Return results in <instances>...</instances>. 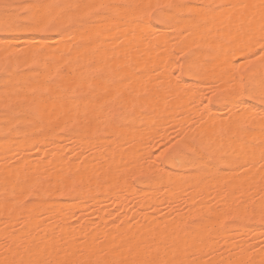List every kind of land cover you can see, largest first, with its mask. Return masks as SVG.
<instances>
[{"label": "snow or ice", "instance_id": "6c2138e0", "mask_svg": "<svg viewBox=\"0 0 264 264\" xmlns=\"http://www.w3.org/2000/svg\"><path fill=\"white\" fill-rule=\"evenodd\" d=\"M0 7L24 9L20 14L5 11L0 19V33H27L35 42L9 44L7 40L4 41L7 64L0 62V69L6 76L13 59H23L26 64L30 59L37 65L31 71L39 72V58L47 55L48 48L41 42L50 39L63 40L66 36L71 39L74 32L79 33L82 41H85L80 48H90L96 43L94 37L101 35L105 26H110L108 31H121L122 35L117 36L116 41L108 43L119 42L123 48L134 51L138 49L133 48L135 40L130 38H135L138 33L147 36L153 28L166 26L177 32L180 37L187 38L195 29L206 27L210 22L224 19L236 21L238 30L244 31L246 42L239 57L228 61L235 71L229 69L225 72V75L230 77L225 82L229 88L227 98L233 103L239 99L241 105L258 101L261 110L255 111L254 104L252 107H237L234 113L229 110L228 116L220 117V120L226 123L221 124V132L214 137L184 139L177 133L179 139L173 138L159 153L149 152V159L163 157L162 163L171 165L173 172L177 169L191 170L190 174L194 176V180L189 186L194 191L211 181H224L227 188L229 185L222 174L231 173L237 178L252 182L259 176L260 190L264 192V0H259V3L244 0H223L218 3L206 0H169L163 4L138 0H34L30 4L16 6L4 4L3 0H0ZM125 28H128L127 32L123 31ZM125 39H129V44L125 45ZM51 47L59 49L60 45ZM13 48L17 49L16 53L11 52ZM34 48L37 51L34 52ZM80 48L74 49L73 52L78 54ZM52 55L62 54L54 52ZM123 55L127 57L128 52ZM172 56L171 63L175 64L176 68L170 74L180 77V83H184V77L190 76L195 78L197 84L214 86L216 77L209 70V65L215 63L214 59H194V54L183 49L174 52ZM232 56L235 57L236 53H232ZM57 62L63 63L62 60ZM241 69L246 74L242 75ZM96 71L99 75L92 78H102V70ZM127 79L131 80V77ZM212 95H216V92L213 91ZM197 99L199 97H193L189 104L197 110L204 109L207 100L200 99L197 104ZM208 111L210 110L200 115V122L204 121ZM155 178L172 182V177L162 169ZM13 179L7 174L4 176L6 187L0 196L4 209V231L0 233V264H217L213 260L215 249L212 245L224 226V218L231 215L230 209H222L220 215L209 220H194L179 231H166L158 237H152L148 243L130 246L126 250L124 246H117L110 253L103 247L69 251L54 241L49 243L47 240L30 236L27 222L22 224L23 233L12 225L11 212L17 208H27L25 201L20 199L22 191L18 193L15 186L12 191L7 189ZM231 195L235 196L236 192ZM225 202L227 203V198ZM240 207L247 211L245 201H240ZM257 211L264 220V197L261 198L258 208L251 209L253 214ZM28 216L32 221H36L43 219L44 213L32 209ZM39 227L36 225L37 229ZM259 248L264 250V240L260 242ZM254 250L252 247L248 249ZM219 264L232 262L221 261Z\"/></svg>", "mask_w": 264, "mask_h": 264}, {"label": "bare ground", "instance_id": "6f19581e", "mask_svg": "<svg viewBox=\"0 0 264 264\" xmlns=\"http://www.w3.org/2000/svg\"><path fill=\"white\" fill-rule=\"evenodd\" d=\"M141 1L142 0H140V2ZM159 1H161V3H162L163 0H159ZM165 1H166V3L169 2V0H165ZM211 1L212 0H206V2H211ZM248 1L249 0H244V2H248ZM157 2H155V3H157ZM176 2H181V0H176ZM218 2H223V0H219ZM238 2H239V0H238ZM152 3H154V2H152ZM254 3H259V0H254ZM29 4H30V2H29ZM3 13H4V11L0 10V19L3 18ZM219 23L215 24L213 22H210L207 25V28H203V27H202L203 29L197 28L193 31V34L188 36L187 38H183V37L179 36L181 38L180 41L175 40V37L178 35V33L172 31L171 29L167 28L166 26L162 30H157L156 28L155 29L153 28L151 34L146 36L147 38L145 37L147 39L145 41V43L143 41L144 37L142 36L143 38L141 39V35L138 33L135 38H130V39L135 40L133 48L138 49L137 47L135 48V46L137 44H140V42H142V43H144V45L141 43L144 47V50L146 49L145 47H147L149 49V53H147L148 50L143 51V47L141 46L142 47V49H141L140 45H138L139 46L138 51L134 50L132 52H128L127 60L125 59L124 55H123L124 57L122 56L121 52L124 53L128 49L125 50L123 47H119V45H118V47H115V46H117V44H119V42L111 43V44L108 43V44H110L109 47L107 46L108 48L105 47L103 49V47H102L103 50L97 49V51H99L101 53L98 52L99 53L98 55L91 56L90 54H92V51L95 48L93 46L97 43V41H99V38H94L96 40V43L92 45L93 49L91 47L90 48H80V45L82 43H84L85 41H82L81 38H79V36H81L79 33L77 34L76 40H75L76 35L73 37L71 36L73 38V41H77L78 39H80L78 44L75 42L77 44L76 48H80V52L78 54L73 52V50L76 48H74V45L71 44V40L67 36L66 40L64 41L65 43L63 45H62L63 42H60L61 44L58 43L60 45L59 49H55V48H52L51 50L49 49L50 51H49V53H47L46 56H44L42 58L40 57L42 60L39 58L40 64L42 61V64H41L42 68H43V65H46L45 62L54 60L57 63V61L62 60L63 61V63H61L62 69H61L60 65L55 64L54 61H52V63H54L53 66L50 65L51 62L49 63V65L51 66V68L54 67V65H55V67L58 66L56 69L57 70L59 69L60 71L62 70L64 74H62L60 71L58 72L55 69H53V71L55 70L54 72L57 71L59 74L60 73L62 74V75H60L63 78L62 79L60 77L61 82L63 80L66 81L65 84H63L65 86H62L64 88L62 89L60 87L61 88L60 90H59V88L57 89V87H55V86H57V84H55V86L53 85L54 87H50V86H52V85H50L51 83L48 84L49 88H48L47 94L45 96L38 97L36 99V101L32 100L33 103L35 104L36 108L46 107V108L50 109V112L47 109V111L50 113L49 118L45 117L43 119V120L47 119V121L50 122L51 130H49V131L50 132L51 131H60L59 130L60 128L65 127V125H70L73 127L71 134L74 135V138L76 140L83 142V144L85 145L86 148H90V147L92 148V146H94V144H95V142H93L94 140L104 143L105 147L98 150L97 152H95V157L96 158L101 157L104 154H106L108 156V159L106 158L107 160L103 162L105 164L104 166L106 167V169L104 171L103 170H99L97 172L95 171L96 173L94 172L95 173L94 175L91 174L90 163H88V162L82 163L77 174L75 175V180H74L75 185H73L72 182L70 183L68 180H66L67 179L66 177L68 176V174H63V175L57 174V176H56L55 174L53 175V173L51 174V171H50V174H49V171H47V170L44 171V168L47 166L52 167L51 169H53V167L55 166L56 163L54 164V163L49 162L50 164L49 163L45 164V163L41 162L39 159L36 160L37 158L35 159V157L30 156V155H33L34 153L36 156L38 151L37 152H35V151L40 146V144L43 145L46 142H49V143L52 142L53 143L54 141H57V142L61 141L62 136H63L62 134H59L60 136H55V135L44 136V134L42 135L41 133H39L41 135L37 134L38 136L37 137L35 136L36 139L34 137V139H35V140H33L34 142L31 140L33 143H29L30 140H29L28 136H27V138L25 137L27 140L19 138L20 142L22 140H24V141L26 140L29 143V146L27 145L28 150H26L27 149L26 147H25V149H23L24 152L27 151L25 154L23 152V154H24L23 159L25 157H28V158L31 157V158L25 160L27 162L22 160L24 162V164L25 163L26 164H25V166H22L20 163L19 167H17V166L14 167V165H12V167H11V165L6 164V162H7L6 157L8 156V154H5V153L11 152V151H9V152L7 151V150L11 149V147L9 149V146H8V145H10L9 141L11 142V140L8 141V139L11 138V134H8L6 136L1 137L0 138V148L1 149L3 148V150L0 149L1 150L0 153L2 154L3 157H4V155H6L4 158H2V159H5V163H4V161L0 162L2 164V165L0 164L1 165L0 166L1 173L4 171L7 173V175L12 176L14 178L13 180L17 179L14 182V183H16L17 181L21 182L20 180H22V179L24 180L25 177L30 178V176H32V175H30V173L27 174V172L30 169H32V171H30V172H32L33 178L34 177L35 178L34 179L30 178L29 179L30 181H27V179H25L26 183L32 182L34 180L33 183L30 185V187H27L28 188V189H26L27 193H28V191L31 192V189H33L35 186L36 187H37V185L41 186V187L39 186V188H37V191H35L34 200L26 202L27 208H17L15 211L11 212V216H12L11 221H18V220L21 221L20 227L18 228L21 232L24 231L22 224L27 222L28 229L31 228V224L33 225V229H34L33 236H35L37 239L47 240L49 243L54 241L58 244V240L64 235V228L61 226L57 227L56 235H55L54 239H44L42 237L41 233H42V231H44L45 228H47V226H49V225H45V223H46L45 221L49 220V219L52 220L51 218H58V217H60V219H63L64 217H67V216L71 215L72 213H74L75 210L79 209V208H82V211L79 214V216L80 217L86 216L87 214H89L91 212V208L89 207V204L94 202V201H97V195H95L96 193H93V190H98V193L99 192L101 193V191L104 188L113 190L114 192L115 191L119 192L121 194L122 198H126V197L128 198L131 196H136V198L137 197L140 198V196H137L139 194H142V198H143L144 197L143 194H144L145 195L144 199H146V202L144 200L145 206H143L144 208L142 207L143 209L141 208L143 211H141V212L135 211L136 213H134V215L131 216V219L132 220L138 219V220L133 222V223H128L127 227L124 230H122L121 232H119V234L117 236L113 232V229H115L113 224L106 222V221H103L101 219L95 223L94 228L96 230V233H94V234L90 233L91 232L90 231V225L87 222L79 224L77 227H75V229L72 230L71 236L66 238L67 243H69V245H70L68 248L69 251H75L78 248L87 250L89 247H95L98 244H104L105 245L104 250L106 252L110 253L113 248H115L117 246H124L123 242H125L129 237H132L135 239L134 245L131 246V247H134L137 244L148 243V242H150L152 237H158L160 234H162L166 231L167 232H171L173 230L179 231L181 228L187 227L189 225L186 221H181V222L178 221V222L170 223V224L167 223V220H169L170 218L184 214L185 210L183 208H177L174 210H169V211L163 212L159 216L157 215L156 211H154L153 213L155 215L153 214V216L151 217L152 223L150 225H147V223L146 224H143V223L139 224L138 221L145 220L150 216L149 214H152V212L151 213L147 212V207L154 206L160 200L163 199L162 198L164 195V194H162L163 192L157 193L159 191V187L165 188V187H171L172 186V187H175V190L178 189L179 187H182L183 185H184L183 187H185V183L182 182L181 177L187 171V169H178L176 173L169 175L172 177V182H170L168 179H164V182L162 183V185H159L156 182L154 184H152L150 181H147V172L149 170V167L147 166V139L142 138L139 135L147 132V127L151 126V124H157V123L161 122L164 118L163 115L154 116L153 113H147V110H146L147 94H149V93L151 94L150 98L153 101V105L156 106V104H157L156 100H158L162 105H164V106L161 105L162 112H165L166 110H168V108H171L172 110L175 111L176 105H177L176 107H178L180 105L182 106V104L183 105L185 104V102L179 103V100L183 101L186 99V102L189 101L186 96H187L188 88H190V86L186 82H184V83L174 82V80L171 78V75H170V73H171L170 68L172 69L171 66L175 65V64L171 63V59L173 58L172 54L174 53L175 48H176L175 44L181 45L180 48H178V50L181 49L182 47L184 48L185 46L191 47L192 44H193V46L198 45V52L195 53L197 55L196 57L202 56L200 53L202 50H204V49L210 50V52L207 53V57L209 60L214 59L215 63L209 65V70L215 74V77H217L216 80L218 79V81L221 82V87H223V88L226 87L227 84L225 82L230 77L228 75H225V72L229 69H232L231 65H229V62H228L231 58H230V56L228 57V54L220 55L221 57L216 56V54L220 53V51H223V50H230V51H234L236 53V55H240V50L242 48H239V44L244 43V46H243V48H244L245 42H246V37L244 35L243 30H238L239 26L236 23V21H234V20L229 21L227 19H224L223 21H221L220 24ZM108 27L109 26H107L106 28L108 29ZM129 27H132V25H129ZM217 29L219 30L218 33L216 31ZM237 30H238V32H237ZM123 31L127 32L128 28L123 29ZM111 32L113 34V37H112V40H110V41H116L117 35L118 36L122 35L121 31H111ZM113 32H116L117 35L114 34ZM21 34H25V33H21ZM104 34L105 33L102 32L101 33L102 36L99 35L98 37L103 38V36H105L104 38H107L108 35H111V34H106V35H104ZM216 34L220 40L219 42L215 38V37H217ZM104 38H103V40H105ZM228 38H229V40H231L230 43H232V46H229V47H227V45H225V42L227 41ZM7 39H9V38H7ZM10 40H11V38H10ZM128 40L125 39V42L127 44H129ZM19 41H21V42H19ZM19 41H18V44L34 42L29 37H24L22 40L20 39ZM8 42H9V44H16L15 43L16 40L15 41H13V40L9 41L8 40ZM0 43H2V41ZM42 43L47 45V43H45L43 41H42ZM54 43H57V42L54 41ZM100 43L103 44L102 39H101ZM100 43H98L96 45H99ZM126 43H125V45H127ZM3 45H5V44L4 43L0 44V46H1L0 50L4 49ZM112 45H114V47L117 49L113 48ZM111 48H112V50L115 49L114 50L115 54H117V53L120 54V55L117 54L116 56L114 55L116 57L115 58L116 60L113 58L114 56H112V53H114V52L109 50ZM107 49H108V51H107ZM122 49H124V51ZM12 50H14V49H11V52H12ZM119 50H121V51H119ZM34 51H36V49ZM95 51L96 50L94 49V52ZM116 51H117V53H116ZM14 52H15V50H14ZM54 52H61L62 55H60L59 57L53 56L52 53H54ZM144 52H146V54L149 56V61L153 64L152 65L150 63L151 69L154 67L152 70H154V69L157 70L156 71L157 72L156 82L153 85H151L152 83L150 84L147 81V70H145L143 68V67H145V68L147 67V65L145 66V64H146L145 62H146L148 56L146 57L145 56L146 54L138 55L139 53H144ZM69 53H72V54L70 55ZM95 53H94V55H95ZM5 54L1 55V56L3 57V56H5ZM80 54L82 55V57L79 56ZM108 54H110L112 56V59H114L115 61L109 60L110 58L107 60L106 57L109 56ZM102 55H104V56H102ZM118 56H119V58H118ZM92 57L94 58V60L92 59ZM97 57H98V60H97ZM102 57H103V59H102ZM122 57L124 58V62H121V65L118 66V70L117 71L115 70L116 72L114 71V73H115L114 75H116V76L118 75L121 77L125 76L127 78L131 77V80L127 81L128 83H125L119 79L118 81L116 80V82H114L112 84H109L107 82V84H105L106 85V87H105L104 81L106 83V80H105L106 77L105 78L102 77V79L103 78L104 79L102 80L100 78V81L101 80L102 81L96 82V85L100 86L99 88H101V89L103 88L102 90H104V93H101V94L97 93L99 90L98 89L96 91V93H91L90 97L89 96H86V98L74 97L71 90L76 89V88L78 89V87L82 84L81 83V82H83L82 78L85 75L86 70L88 72V68L90 70H92V68L94 69L95 67H98V65L100 64L99 59L100 60L102 59V60H106L105 62H103L101 60L103 63L101 65H103V66L106 65L105 64L106 62L109 66H110V64H109L110 62H112V65L115 62V64L113 65L114 69H115V68H117L116 67L117 63H119L121 61ZM142 57H144V58H142ZM88 58L91 59L94 63H92L91 60H89V64H90V62L92 64L88 65V62H87ZM133 58H136L137 60L133 59ZM117 59H119V62H117L118 61ZM22 61L23 60H20V66H21ZM108 61H110V62L108 63ZM96 62H98L97 66L92 67L93 65L96 64ZM29 63L30 62H28V64ZM49 65H47V66L49 67ZM88 66H91L92 68L88 67ZM44 67H46V66H44ZM46 68H45V70H47ZM106 68L107 67L103 68L105 70L102 69L105 73H106ZM142 68L144 69V71L142 70ZM49 70L51 71L50 67H49ZM49 70H47V71H49ZM11 72H13V71H11ZM54 72H53V74H54ZM48 73L52 74V72H48ZM69 73H71V74L69 75ZM36 74H37V72H36ZM93 74H95V73H93ZM37 75H40V74H37ZM86 75H88V73ZM41 76L44 77V73ZM58 77H59V75H58ZM56 78H57V76H56ZM39 80H41V79H39ZM43 80H44V78L42 79V81ZM135 80H136V83H135ZM29 83H32L34 85L33 81L29 82ZM62 83L60 85H62ZM97 83H99V85ZM41 85H42V82L40 84V87L42 88ZM71 87L73 89H71ZM159 87H160V89H158ZM18 88L23 89V87L20 88V86H18ZM26 89H27V87H26ZM26 89H25V91H26ZM96 89L97 88H95V90ZM28 90H29V88H28ZM25 91H23V93H25V95H26ZM87 94H85V95H87ZM172 94L175 95L177 100H173V99L168 98L170 96L174 97ZM103 96H104L103 99H99V100L97 99L98 97H103ZM26 97H28V96H26ZM25 99L27 101V98H25ZM84 99H88V101L92 102V104L89 102L90 104L85 105V103H82L84 101ZM109 100H111V101H115V100L117 101L118 100V103H115L118 105L121 102H124L125 106L123 109L125 111H128L133 106L136 107V110L132 115L128 116L123 121H115L112 118H110L108 115H106V117L103 118L102 120L95 119V116H97V115L91 116L90 110H93V111H96V110L101 111L102 109L106 110V108H105L106 104L105 103ZM119 100L121 101L120 103H119ZM29 101H31V99ZM258 103H259L258 101H255V102H252L251 104L241 105L239 102V99H237L235 101V103H233L232 101L230 102V104H232L234 107L238 106L241 108L252 107L254 104L255 105L254 110L257 108ZM109 106L111 107V104H109L108 107ZM46 108H43V109L46 110ZM190 108H194V107L191 106ZM209 109L211 111V113L209 115L210 118L206 121V123H202L198 130L193 131L191 134V137H195L196 139H200L201 136L214 137L216 134L221 132L220 126L222 123H226V121H221V120H217V119L213 120L212 117H214L213 115L215 113H217V110L215 108L210 107V106H209ZM39 111H40V109H39ZM174 111H173V113H174ZM42 112L45 113V111H41L40 114H42ZM147 118H150L149 122H147ZM137 119L139 121H136ZM36 126H38V124ZM35 128L37 129V127H35ZM31 132H33V131H31ZM46 132L47 131H45V133ZM52 134H56V133H52ZM110 136H111V138H109ZM30 139H31V137H30ZM91 139H93V141ZM51 140H53V141H51ZM117 140L123 146L122 150H120V151H114V144H115L114 142H116ZM12 141H13V139H12ZM19 141L16 143V144H19L18 146H20L21 143H22V145L25 143L24 145L26 146L27 142L19 143ZM36 141H38V143ZM43 141L45 143H43ZM2 142H4V144H6L7 146H4L2 144ZM54 143H56V142H54ZM12 144H13V142H12ZM36 144L38 145L37 148H35V146H37ZM58 144H59V142L57 144H54L55 147L54 146L53 147H54L55 152L60 153L62 150V148L60 150V147H62V146L60 144H59L60 146H58ZM22 145L19 148H24V145H23V147H22ZM30 145H31V147H30ZM4 147L7 150H5ZM32 147L35 148V150H33L34 152L31 150ZM39 148H41V146ZM131 149H134V150L130 151ZM39 150L41 151V154H42V150L41 149H39ZM2 151L4 154L2 153ZM40 151L38 153H40ZM82 151L83 150L73 152L72 156H79L82 153ZM14 152H11V156H12V153L14 155L17 154L16 152H15L16 154ZM11 156L9 155L8 157H11ZM18 156L22 157V155H18ZM116 156L117 157L119 156V157L115 159ZM17 158H19V157H17ZM32 158H34L35 160L31 161L30 159H32ZM20 159H22V158H20ZM115 160H117V165L116 164L114 165V163H116V162H114ZM59 161H60V159H59ZM66 161L67 160H65V162ZM61 162H63V161H61ZM67 162H69V160ZM123 163H124V165H126V164L129 165V167H128L129 171L127 170V172H126L124 170L123 172L119 171L116 173L117 166L118 167H119V165L122 166ZM16 165H18V164H16ZM27 167L29 168V170L26 171ZM169 167H171V166H169ZM161 169L164 171V169L160 167L159 169L154 171V175L156 176L158 171ZM136 170L143 172L145 174L146 178H145V180L141 181L138 184V187H136L134 189V191H132L131 186H130L131 183L128 182V179L130 178L129 175H131V174L133 175V173H130V172H133ZM44 172H47V173L44 174ZM151 172H153V171H151ZM6 173H4V174H6ZM43 174L45 175L44 178H46V175H48V174L50 177L53 176L55 179L58 177L61 179V183H56L57 181H53V180L50 181L51 179L48 180L47 182L43 183L42 182L43 177H41ZM222 175H224V177L227 176V174H222ZM21 177H22V179L18 180V178H21ZM53 177H52V179H54ZM195 178L198 179L199 177H195ZM258 178H259V176L256 177L255 182L249 181L247 179H241L239 181H235V182L230 183V186H233L234 188L236 186V188H239V189H241V191H243L242 195L239 197V202L245 201L247 210L249 208L248 206L253 204L250 201L251 199L249 198V195L247 193L253 186H255ZM70 181H72V180H70ZM2 183H4V182H2ZM11 184L12 183H9L8 186L11 187ZM29 184L30 183H28V185L25 184L24 186H29ZM3 185L4 184H2L0 186L3 187ZM71 185H73L75 187L74 188V189H76L75 192L78 195V197L81 199V201H80V199H78L79 200V203L77 202L78 204L74 205L71 209H68L67 211H65L63 213H60L57 210V207L59 205H61V203L63 204V202H60V201L57 202V198L59 197V195L64 193V191L66 190L67 187H69ZM25 188L26 187H24V188L22 187L23 191L22 190L21 191L25 192V194L28 195L26 193V191H24ZM2 190H3V188H2ZM153 194H157L158 196L156 197ZM23 196L25 197L24 194H23ZM23 196H22V198H24ZM173 197L174 198H172L171 200H169L167 202V206H172L174 201L178 198L177 194H174ZM262 197H264V194H262ZM22 198H20V199H22ZM25 198L23 200H25ZM140 201H142V200H140ZM229 201H230L229 203H225V202L223 203V209H230L231 212H233L234 210L231 208L232 200H229ZM260 201H261V199L258 200V202H256L257 208L260 205ZM49 202H53V203L50 204L49 207H47L48 209H44V210L40 209L41 206H43L46 203L48 204ZM0 205L3 206L2 202H0ZM32 209H37V210L43 212L44 218L40 219V220L32 221L28 216V212ZM219 211L220 210H218L215 205H212L211 207L204 208V206H202V205L199 206L196 203V204H193L192 207L186 211V213L189 215H192L195 220H201V219L209 220L210 216H214ZM234 213L239 214V216L236 215L238 217L237 218V220H238L239 217H241L240 215L246 214L247 211L244 208V211H241V213L238 212L237 210L234 211ZM253 215H254V218H257L259 220V222H260L259 224L264 223V220L261 219V216H260L258 211ZM0 217H1V215H0ZM225 220H226V217L224 218V225H226ZM55 221H57V219H55ZM252 222H253V220H252ZM259 224L256 225L254 223H249V225H246L245 223L240 222V221L236 222V223L232 222V225H230L231 227L228 231H225V229H224L225 226H223V228L220 230V234L218 236H216V239L221 241V244H220L221 248H227L231 245L230 241L239 236L240 239L237 241L236 246H235V251H236L235 256H237L238 254H240L242 252V250L245 248V245H247L246 243L250 242V240L252 239V237L254 235H259V234L264 233V231H260ZM36 225L40 226L39 229L36 228ZM14 227L16 228L15 225H14ZM101 229L106 230V233L103 236L98 235V232H99V230L101 231ZM142 229H147V232H145V233L140 232V230H142ZM77 235L80 236L79 239L77 238L78 240L76 239ZM259 244H260V242L252 243L246 249L245 254L236 257L233 260L232 264H250V262H251V264H264V250H261L259 248ZM256 246H258V248ZM250 247L254 248L255 250L254 251H248V249ZM95 248L97 249V247H95ZM221 261H227V259L226 260L225 259H219L216 262H217V264H219V262H221Z\"/></svg>", "mask_w": 264, "mask_h": 264}, {"label": "rangeland", "instance_id": "374dc122", "mask_svg": "<svg viewBox=\"0 0 264 264\" xmlns=\"http://www.w3.org/2000/svg\"><path fill=\"white\" fill-rule=\"evenodd\" d=\"M218 1L217 0H212L211 2H217L218 3ZM29 2L32 3V2H34V0H3L4 4H9V5H14V6H16V5H27V4H29ZM138 2H140V0H138ZM141 2H145V3L154 2L153 4H155V2L161 3V1H159V0H155V1L154 0H148V1L147 0H145V1L142 0ZM181 2H200V1L199 0H189V1L188 0H181ZM248 2L249 3H254V0H249ZM163 3H166V1L163 0L161 4H163ZM0 10H3L4 12L8 11V12H10L12 14H20V13H22L24 11V9L20 8V7H11L9 9H4L3 7H0ZM219 22L221 23V21H219ZM219 22L218 21H213V23H215V24L216 23L218 24ZM106 27L107 26H105V30L103 31V33H105L104 35H106V34H111V35H108L107 38H104L105 36H103V38L105 40H103L102 37L101 38L100 37H94V38H99L100 42H101V39H102L103 44L100 43L99 41H97L96 44H98V43H100V44L99 45L95 44L93 46V47H95L94 49L96 50L95 52L97 54L94 52V49L91 47L93 49L92 54H90L91 56H96L99 53H101V52L97 51V49L100 50V49H102V47L104 49L107 46L109 47V45L111 44V43L108 44V41L112 40L113 34H112L111 31H108V29ZM163 28H165V27H160V28H156V29L157 30H162ZM203 28H207V26L203 27ZM203 28H201V29H203ZM216 31H217V33L219 32L218 29ZM237 32H238V30H237ZM113 33L116 34V32H113ZM77 34L78 33L74 32V33L71 34V36L73 37V36L76 35V37H75V40H76ZM216 36H217V34H216ZM15 37L16 38L18 37V40ZM24 37H29V34H27V33H25V34H21V33H0V42L2 41V43H4L5 39L7 40V42H8V40L9 41H11V40L15 41L16 40L15 43L18 44V41L20 39L22 40ZM72 37L70 39L71 40V44L74 45V48H76V46L79 43L80 39H78L77 41H73ZM143 37H144L143 41L145 43V41L147 40L146 39L147 37L146 36H143ZM143 37L141 36V39ZM178 37H179V35H177L175 37L176 41H180L181 40V38L180 37L178 38ZM7 38H9V39H7ZM10 38H11V40H10ZM66 38H67V36L64 37V40H62V41L61 40H57L56 41V39H50V40H47V41H43V42L47 43V46H48L47 53H49V51L53 48V47H51L53 44L54 45L58 44V43L61 44L60 42H63L62 43V45H63L65 43L64 41L66 40ZM79 38H81V36H79ZM215 38H216V40L218 42L220 41L218 36L215 37ZM54 41L57 42V43H54ZM230 41L231 40H229V38H228L227 41L225 42V45H227V47L232 46V43H230ZM19 42H21V41H19ZM2 43H0V44H2ZM32 43L34 44V42L23 43V44H32ZM141 43L142 42H140V44H137L135 46V48L137 47L139 49L138 45H140V48L142 49L144 43H142L143 45ZM20 44H22V43H20ZM118 45L119 44H117V46H115V47H118ZM3 46L5 48L6 45H3ZM112 46H113V48H115L114 45H112ZM180 46H181L180 44H178V45L175 44L176 48L174 47L175 48L174 52L180 51L183 48L182 47L181 49L178 50V48H180ZM243 46H244V43H240L239 44V48H243ZM119 47H122V46L119 45ZM145 48L146 49L144 50V47H143V51H147L148 50L147 53H149V49L147 47H145ZM13 49L15 50V52H14V50H12V52L16 53L17 49H15V48H13ZM115 49H117V48H115ZM115 49H113V50H112V48L109 49L112 52H114V53H112V56H114V55L116 56L118 54L117 51H116L117 54H115V51H114ZM124 49H122V50L124 51ZM3 50L4 49L0 50V62H2L3 64H7V54H5V52ZM125 50H127V49H125ZM183 50L185 52H189L191 54H194V56H195L194 59H198L199 58L198 60H201V61L209 60L208 57H207V53L210 52V50H208V49H204V50H202L200 52L201 55H202V56L200 55L201 57H196L197 55L195 53L198 52V45H194L193 46V44H192L191 47H186L185 46L183 48ZM107 51H108V49H107ZM119 51H121V50H119ZM136 51H138V50H136ZM127 52H132V51L127 50ZM59 53H61V52H59ZM94 53H95V55H94ZM121 53H122V56H123V52H121ZM232 53H235V52L234 51H230V50H223V51H220V53L216 54V56H220V55H223V54H228V57L230 56V58H231L230 60L239 57V55H236L235 57L232 56ZM4 54H5V56L2 57L1 55H4ZM110 54H108L109 56L106 57V59L108 60L110 58L109 60H114L116 57L114 56L113 57L114 59H112V56ZM140 54H146V52L139 53L138 55H140ZM118 55H120V54H118ZM57 56L59 57L60 55H57ZM79 56L82 57L81 54ZM102 56H104V55H102ZM145 56L147 57L148 55L146 54ZM98 57H97V60H98ZM123 57H122L123 60L121 59L120 62H119V59H117L118 60L117 62H119V63H117V66H116L117 68H115V69H114V66H113L115 64V62L112 65V62L108 61V63L110 62L109 63L110 66L107 64V62L105 63L106 64L105 66L101 65V64H103L102 61L103 62L106 61V60H102L103 57L101 59L102 61L99 59L100 64L98 65V67H95L94 69L92 68L94 66H97L98 62H96V64L93 65L92 67L88 66V67H91L92 70H90L88 68V72H87V70L85 69L86 73H85V75L82 78L83 82H81L83 85L81 84L78 87V89L77 88L73 89L71 87V89H73L71 91H72L74 97H76V98H83V97H86V96L90 97V94L91 93H96V91L98 89L99 90H98L97 93H100V94L104 93V90H102L103 88L101 89V88H99L100 86L96 85V82H99L100 79L92 78L94 75H99V73H97V71H96L97 69L102 70L104 67L108 68V69L106 68V73L103 71L105 69L102 70V73H103L102 77H104V78L106 77L105 78L106 83L104 81V85L107 84V82L109 84H112V83L116 82V80L118 81L119 79L122 80L125 83H128L127 82L128 81L127 77H125V76L121 77V76H118V75L117 76L114 75L115 74L114 71L118 70V66L121 65V62H124V58ZM118 58H119V56H118ZM142 58H144V57H142ZM92 59L94 60L93 57H92ZM125 59L127 60V57H125ZM133 59H136V58H133ZM20 60H23V59H20ZM20 60L17 61L16 59H13V62L11 64V69L9 71L10 73H8L7 76L5 75V72L2 69H0V81H1L0 82V138L3 137V136H6L8 134H11V138L8 139V141L11 140V142L9 141L10 145H8L9 149H10V147H11V149L7 150L4 147L5 150H7L8 152L9 151H11V152L15 151L18 155H22V157H20L14 152L16 155H14L12 153V156H11V152H9L10 154L9 153H5V154H8V156L9 155L11 156V157H8V156L6 157V161H7L6 164L11 165V167H12V165H14V167L15 166L19 167V164L21 163L22 166H25L26 163L24 164V162L22 160L25 161V160H27V159H29L31 157H35V159L37 158L36 160L39 159L41 162H43L45 164H48L49 162L54 163V164L56 163L55 166L53 167V169H51L52 167L47 166V167L44 168V171L45 170L49 171V174H50V171H51V174L53 173V175L55 174L56 176H57V174L58 175L68 174V176L66 177L67 179L66 178L65 179L68 180L70 183L72 182L73 185H75L74 184L75 183V181H74L75 180V175L77 174L81 164L84 163V162L90 163L91 174L92 175H94L99 170H103L104 171L106 169V167L104 166L105 164L103 162L108 159V156L106 154H104L101 157H97V158L95 157V152H97L98 150H100V149L105 147L104 143L96 141V140L93 141V139H91L93 142H95L94 146H92V148L91 147L90 148H86L85 145L83 144V142L76 140L74 138V135L71 134V131H72L73 127L70 126V125H65V127L60 128L59 129L60 131H51L50 132L49 131V130H51L50 122L47 121V119L43 120L45 117L49 118L50 109L46 108V107H43V108H46V110L43 109V108H36L35 104L32 101V100L36 101V99L38 97H40V96H45L47 94V91H48V88H49L48 84H50V83H51L50 85H52L50 87H54L55 84H57V86H55V87H57V89L58 88H59V90L61 88L63 89L64 87H62V86H65L63 84H65V82H66V81L63 80L62 81L63 83H62L61 79H60V77H61L60 75L64 74L63 71L62 70L60 71L59 69L57 70L56 69L58 67L57 65H56L57 67H55V65H54L55 68L54 67L51 68V66H53V64H54V63H52V61H54V60L48 61V62L44 61L46 65H43V68H44L43 69L42 65H41L42 64V61H41V64H40L41 65L40 66L41 69H40L39 73L37 72V74H40V75H37L36 72L31 71V69L36 67L37 65L33 64L32 61L29 59V61H28V62H30L29 64H28V62L26 64L25 61L23 60L21 62V66H20ZM89 60H91V59L88 58V61H87L88 65L94 63L91 60L92 63L90 62V64H89ZM49 63H50L51 66L49 65ZM145 63H146L145 66L147 65V67L146 68L143 67V68L145 70H147V81L150 84L152 83L151 85H153L156 82V78H157V72L156 71L157 70L156 69H154L155 71L152 70L154 67L151 69V64L152 63L149 61V56L147 57V60H146ZM55 64L60 65V67L62 69V64L61 63L59 64L58 62L57 63L55 62ZM47 65H49L51 71L49 70V67ZM229 65H231V64L229 63ZM44 66H46L47 68L44 67ZM171 67H172V69L170 68V70L172 71L173 69L176 68V65H173ZM45 68L47 70H49V71L45 70ZM143 68H142V70L144 71ZM231 68H232V65H231ZM53 69L57 70L58 72L60 71L62 74L61 73L59 74L57 71L54 72L55 70L53 71ZM232 70L235 71L234 68H232ZM11 71H13V72H11ZM48 72H52V74H50ZM53 72H54V74H53ZM43 73H44V77L41 76V75H43ZM87 73H88V75H86ZM93 73H95V74H93ZM241 74L242 75L246 74V73H244L243 69H241ZM58 75H59V77H58ZM56 76H57V78H56ZM43 78H44V80L42 81ZM171 78L176 83H178L180 81V77H176V76L171 75ZM39 79H41V80H39ZM32 81H33L34 85L32 83H29V82H32ZM41 82H42V85H41L42 88L40 87ZM184 82H186L190 86V88H188L187 96H186L189 101H190V99H192V97H199V99H197V104H199L200 99H206L207 100V104H206V107L204 109L197 110V108H195V107L194 108H190L191 105L189 104V101L186 102V99H185L183 101L179 100V103L185 102V104L184 105L182 104V106L180 105L178 107H176L177 106L176 105L175 106V111L172 110L171 108H168V110H166L165 112H162V110H161V105L162 104L158 100H156V103H157L156 106L153 105V101L150 98L151 94L150 93L147 94V106H146L147 113H153L154 116L163 115V117H164L161 122H159L157 124H151V126L147 127V132L142 133V134L139 135L140 137L147 139V166L149 167V170L147 172V181H150L152 184H154L156 182L159 185H162V183L164 182V180L160 181V180L156 179L155 178L156 176L154 175V171H156L160 167L163 168L164 169L163 172L168 173V175L176 173L178 169L175 172L171 171V167H172L171 165H165V164L162 163L163 157H159V158L152 157L151 159H149V152H157V153H159L160 149L164 148L173 138H176V139L180 138V137H178L177 133H180L184 137V139L192 138L191 137L192 132L198 130L200 128L201 124L202 123H206V121L210 118L209 115H210L211 111H208V115L204 116V121L203 122H200V119H199L200 115L203 112H205L206 110H210L209 106L212 107V108H215L217 110V113H215L213 115L214 117H216L217 120H220V117L228 116L229 115V110H231V112H235L236 108L238 107V106L234 107L232 104H230L231 100L227 98V93H228V90H229L228 85H226V87H224V88L221 87V82L218 81V79L214 80V82H213L214 86H212V87H210L208 84H203V83L197 84V83H195V78L194 77H190V76L189 77H184ZM61 83H62V85H60ZM135 83H136V80H135ZM97 84L99 85V83H97ZM18 86H20V88L23 87L24 90L23 89H19ZM26 87H27V89H26ZM105 87H106V85H105ZM28 88H29V90H28ZM95 88H97V89L95 90ZM25 89H26V91H25ZM158 89H160V87ZM197 89H199V91H196ZM23 91L26 92V95H25V93H23ZM213 91L216 92V95H212ZM85 94H87V95H85ZM172 95L174 97L170 96L168 98L173 99V100H177L175 95L174 94H172ZM26 96H28V97H26ZM218 97H220V98H218ZM25 98H27V101H26ZM103 98H104V96H103ZM30 99H31V101H29ZM89 102L90 101H88V99H84V101L82 103H85V105L90 104V103L92 104V102H90V103ZM120 102L121 101L119 100V103ZM108 103L111 104V107L110 106L108 107V105H109ZM115 103H118V100L117 101L116 100L115 101L109 100V101H107L105 103L106 104L105 105L106 106L105 107L106 110H104V109H102L101 111H99V110H96V111L90 110L91 116L92 115H97V116H95V119L102 120L103 118L106 117V115H108L110 118H112L115 121H123L128 116L132 115L135 112V110H136V107L133 106L128 111H125L123 109L124 106H125L124 102H121L119 105L115 104ZM162 106H164V105H162ZM39 109H40V111H39ZM47 109H48L49 112L47 111ZM260 109H261V106L258 103L257 108L255 109V111L258 112V111H260ZM41 111H45V113L42 112V114H40ZM173 111H174V113H173ZM189 116H191V119H189ZM136 121H139V120L137 119ZM149 121H150V118H147V122H149ZM193 121H196V123H193ZM37 124H38V126H36ZM35 127H37V129ZM44 130L47 131V132L45 133ZM31 131H33V132H31ZM39 133H41L42 135L44 134V136H48V135L60 136L59 134H62L63 136H62L61 141H58L59 144L62 146V147H60V150L62 148L61 152L59 153V152H55L54 151V147H55L54 144H57L58 143L57 141H54L56 143H54V142L53 143L52 142L51 143H49V142L45 143L43 141V143H45V144H43V145L40 144L41 148H39L40 146L38 147L37 144H36L37 146L34 145L35 148L38 147L39 149L42 150V154H41V151L37 148V150L35 152H37V151L39 152L40 151V153L37 152L38 155L36 154V156H35V153H34L33 154L34 156L30 155L31 157H29V158L25 157L26 159L25 158L23 159V157H24L23 155L27 152L26 150H28L27 145L29 146V143H33L34 142L33 140H35L38 135H41ZM52 133H56V134H52ZM27 136H28V138L30 140L29 143L26 141L27 140L26 139ZM29 136L31 137V139H30ZM34 137H35V139H34ZM19 138L20 139L21 138L22 139H26L25 141L24 140L21 141V142H27L28 143V144L26 143V146L24 145L25 143L23 144L24 148H19L22 145V143L19 141ZM12 139H13V141H12ZM17 140L19 141V143H21L20 146H18L19 144H16L18 142ZM53 140H51V141H53ZM4 142H2V144L4 146H7L6 144H4ZM12 142H13V144H12ZM36 142L38 143V141H36ZM114 143H115L114 144V151L122 150L123 146L121 145L120 142H118V140L116 142H114ZM59 144H58V146H60ZM23 145H22V147H23ZM31 145H30V147H31ZM25 147L27 148L25 150L26 152H24V150H23V149H25ZM35 148L32 147L31 150L33 151V150H35ZM1 150H3V148ZM80 150H83V151H82V153L79 156H72L73 152L80 151ZM133 150L134 149H131L130 151H133ZM23 152H24V154H23ZM2 153H3V151H2ZM5 156L6 155H4V157ZM4 157L0 153V160L2 158H4ZM17 157H19V158H17ZM118 157L116 156L115 159L118 158ZM20 158H22V159H20ZM35 159L32 158L30 160L34 161ZM59 159H60V161H59ZM65 160H67V161L69 160V162H67V161L65 162ZM117 160L114 161V162H116V163H114V165L115 164L117 165ZM2 161H4V163H5V159H2L0 162H2ZM61 161H63V162H61ZM25 162H27V161H25ZM16 164H18V165H16ZM126 165H124V163H123L122 166H120V165H119V167L117 166L116 173L119 172V171L123 172L124 170L126 172H127V170L129 171V169H128L129 165L128 164H126ZM169 166H171V167H169ZM221 167H223V165H221ZM27 168H26V171L29 170V168L28 169ZM30 171H32V169H30L27 172V174L30 173V175H32V176H30V178L34 179L35 177L33 178V174ZM136 171L130 172V173H133V175L132 174L129 175L130 173L128 174L129 177H130V178L128 177L129 178L128 182L131 183L130 186H131V190L132 191H134V189L136 187H138V184L141 181L145 180V178H146V176H145V174L143 172L138 171V170H136ZM151 171H153V172H151ZM4 173H6V172L3 171L1 173V170H0V185H2V184L5 185V182L3 180H4V175H6L7 173L6 174H4ZM46 173L47 172H44V174H46ZM190 173H191V170L187 169V171L181 177L182 181H187L185 183V187H183L184 186L183 185L182 187H179L176 190H175V187H172V186L171 187H165V188L159 187V191L157 193H162L163 192L162 193V194H164L163 197H162L163 199L160 200L154 206L147 207V212L148 213L152 212V214H149L150 216L147 219L138 221L139 224L140 223L141 224L142 223L143 224L147 223V225H150L152 223L151 217L153 216V214H154L153 212L154 211H156L157 215L159 216L163 212H166V211H169V210H174V209H177V208H183L185 210V213L182 214V215L174 216V217L170 218L169 220H167V223L170 224V223H175V222H178V221H180V222L181 221H186L188 224H190L195 219L193 218L192 215L187 214L186 211L188 209H190L193 204H196V203L199 206H201V205L204 206V208L211 207L212 205H215L217 207V209L220 210L214 216H210L209 219H211L212 217L220 215V212L223 209V203L226 201V198H227V203L230 202L229 200H232L231 208L234 211L237 210L240 213H241V211H244V208L240 207V202H239V197L242 195L243 191H241V189H239V188H236V186H235V188L233 186H230L231 182L239 181V180H241L240 178H237V177L233 176L231 173H229L225 177V180L227 181V184L229 185L227 188L225 187V182L224 181H221V182H216V181L212 182L211 181L209 184H205V185L201 186L200 188H198V189H196L194 191L189 186L194 180V177ZM44 174L41 176V177H43L42 178L43 179L42 180L43 183L47 182L50 179H51L50 181L53 180V181H57L56 183H61V179L60 178L57 177L55 179L53 176L50 177L49 174L46 175V178H44L45 177ZM52 177L55 180L52 179ZM30 178L29 177L28 178L25 177V179H27V181H30L29 180ZM20 179H22V177L18 178V180H20ZM25 179L24 180L23 179L20 180L21 182L17 181L16 183H14V182L17 179L13 180L12 184H11V187H9L7 185L8 191H12L13 187L15 186L17 192L19 193V192H21V190L23 191L22 187L23 188L26 187L24 189V191H26V193H27V190H26V189H28L27 187H30V185L33 183L34 180L33 181L31 180L32 182H27L26 183ZM70 180H72V181H70ZM2 182H4V183H2ZM28 183H30L29 186H24L25 184L28 185ZM4 185H3V187L0 186V189H1L0 190V196H2V194L5 191V186L6 185L5 186ZM73 185L67 187L66 190L64 191V193L59 195V197L57 198V202L58 201L63 202V204L61 203L62 206L59 205L57 207V210L60 213H63L65 211H67L68 209H71L74 205L79 203L78 199H80V198L76 194V192H75L76 189H74L75 187ZM39 186L38 185H37V187L35 186L36 188L34 187L33 188L34 190L31 189V192L28 191V193H27L28 195H26L25 192H23V194L26 197L25 198L22 195L25 198V200H24L25 203L34 200L35 191H37V188H39ZM1 187L3 188V190H2ZM260 188H261V183H260V178H258L255 186H253L247 193L249 195V198L251 199L250 201L253 204L248 206L249 208L247 210V213L244 214V215H240L241 217H239L238 220H237L238 217L236 215L239 216V214H237V213L235 214L234 211L231 212V215L226 217V220H225V224H226V225H224L225 226L224 227L225 231H228L230 229V227H231L230 225H232V222L236 223V222L240 221V222L245 223L246 225H249V223H254V224L257 225V224L260 223L257 218H254V215L251 212V209L253 207H256V202H258V200H260L262 198V194H264V192H261ZM105 189L106 188H104L101 191V193L100 192L98 193V190H93V193H96L95 195H97V201H94V202L89 204V207L91 208V212L89 214H87L86 216H81V217L79 216V214L82 211V208H79V209H76L74 213H72L71 215H69L67 217H64L63 219H60V217H58V218H51L52 220H50V219L46 220L45 221L46 222L45 225H49V226H47V228H45L44 231H42V233H41L42 237L44 239H54V237L56 235L57 227L61 226V227L64 228V235L58 240V244L63 245L68 250L70 245H69V243H67L66 238L70 237L71 234H72V230L75 229V227H77L81 223L87 222L90 225V231H91L90 233L94 234V233H96V230L94 228L95 227V223L98 220L101 219L103 221H106V222H109V223L113 224V226L115 228V229H113V232L117 236L119 234V232H121L122 230H124L127 227L128 223H133V222L138 220V219L132 220L131 216H133L134 213H136L137 211L138 212L143 211L142 209L144 208L143 206H145L144 203L146 202V199H144L145 198L144 194H143V196H144L143 198H142V194L137 195V196H140V198L139 197L136 198V196H131V197H128V198L127 197L126 198H122L121 194L119 192H117V191L114 192L113 190H110V189H106L105 190ZM234 191L236 192V195L232 196L231 193L234 192ZM174 194H177L178 198L174 201L172 206H167V202L169 200H171L172 198H174L173 197ZM153 195H155L156 197L158 196L157 194H153ZM22 196L20 198H22ZM24 198H22L21 200H23ZM140 200H142V201H140ZM144 200H145V202H144ZM80 201H81V199H80ZM52 203L53 202H49L48 204L46 203L43 206H41L40 209H42V210L48 209L47 207H49V205L52 204ZM0 215H1V217H0L1 218L0 219V233H2L4 231V224L2 222L3 218H4L3 217L4 216V209H3L2 205H0ZM55 219H57V221H55ZM252 220H253V222H252ZM18 221H20V220H18ZM11 223H12L13 226L15 225L16 228L18 229L20 227L21 221H20V223H17L16 221H11ZM259 227H260V231H264V223L259 224ZM28 230H29L30 236H33L34 229H33V225L32 224H31V228L28 229ZM140 232L145 233V232H147V229H142V230H140ZM21 233H23V232H21ZM105 233H106V230L105 229H101V231L99 230L98 235L99 236H103ZM79 237L80 236L77 235L76 239L77 238L79 239ZM239 239H240L239 236L234 238V239H232L230 241L231 245L229 247H227V248H221V246H220L221 241H219L218 239H215V241H214V243L212 245V247L215 249V252H214V255H213V260L217 261L219 259H225V260L227 259V261L233 262V260L236 257H238L240 255H244L245 252H246V249L252 243L261 242L262 240H264V233L259 234V235H254L252 237V239L250 240V242L246 243L247 245H245V248L242 250V252L240 254H238L237 256H235V252H236L235 251V246H236V243H237V241ZM134 241H135L134 238L129 237L125 242H123V245H124L125 249H127L130 246H133L134 245ZM104 246H105L104 244H98L95 247H97V249H100L101 247L104 248ZM256 247L258 248V246H256Z\"/></svg>", "mask_w": 264, "mask_h": 264}]
</instances>
